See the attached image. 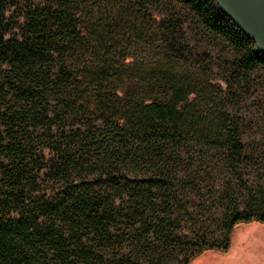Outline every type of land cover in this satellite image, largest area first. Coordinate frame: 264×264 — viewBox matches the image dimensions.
I'll return each mask as SVG.
<instances>
[{
    "label": "trees",
    "instance_id": "trees-1",
    "mask_svg": "<svg viewBox=\"0 0 264 264\" xmlns=\"http://www.w3.org/2000/svg\"><path fill=\"white\" fill-rule=\"evenodd\" d=\"M261 149L264 56L214 0H0V264L223 255Z\"/></svg>",
    "mask_w": 264,
    "mask_h": 264
},
{
    "label": "rangeland",
    "instance_id": "rangeland-1",
    "mask_svg": "<svg viewBox=\"0 0 264 264\" xmlns=\"http://www.w3.org/2000/svg\"><path fill=\"white\" fill-rule=\"evenodd\" d=\"M245 138L248 139L249 135ZM255 139L262 141L260 133L257 132ZM260 152L262 155L261 153L258 155L260 158H258L257 171L252 181L264 196V149ZM245 179L247 180L248 176H245ZM250 187L255 189V186L250 185ZM210 215L211 221L206 222ZM219 220L220 213L213 207H208L201 213L195 214L189 218V224L182 225L184 228L182 234L186 235L184 241L190 246L199 244L202 240L211 246H223V230L219 225ZM192 230L196 233L194 234ZM184 255L185 251H180L179 254L167 258L168 261L165 264H181ZM192 264H264V225L252 223L239 226L233 234L232 244L227 253L223 255L206 253Z\"/></svg>",
    "mask_w": 264,
    "mask_h": 264
},
{
    "label": "water",
    "instance_id": "water-1",
    "mask_svg": "<svg viewBox=\"0 0 264 264\" xmlns=\"http://www.w3.org/2000/svg\"><path fill=\"white\" fill-rule=\"evenodd\" d=\"M264 56V0H214Z\"/></svg>",
    "mask_w": 264,
    "mask_h": 264
}]
</instances>
